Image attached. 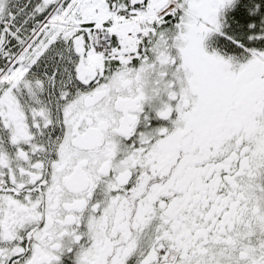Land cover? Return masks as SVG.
I'll return each instance as SVG.
<instances>
[{"label": "snow or ice", "instance_id": "1", "mask_svg": "<svg viewBox=\"0 0 264 264\" xmlns=\"http://www.w3.org/2000/svg\"><path fill=\"white\" fill-rule=\"evenodd\" d=\"M0 264H264V0H0Z\"/></svg>", "mask_w": 264, "mask_h": 264}]
</instances>
